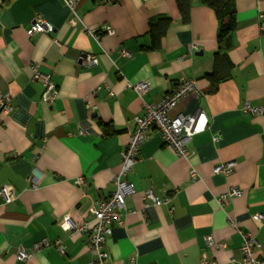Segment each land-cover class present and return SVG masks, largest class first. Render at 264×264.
I'll return each instance as SVG.
<instances>
[{
    "label": "crops",
    "instance_id": "obj_1",
    "mask_svg": "<svg viewBox=\"0 0 264 264\" xmlns=\"http://www.w3.org/2000/svg\"><path fill=\"white\" fill-rule=\"evenodd\" d=\"M233 2L231 48L227 61L216 64L218 21L197 0L188 22L176 0H79L81 22L75 26L68 24L63 0H0V92L9 94L12 106L0 117V188L13 192L10 201L0 198V264L90 261L87 234L70 237L60 224L65 217L78 226L92 224L90 207L114 191L120 154L143 104L159 102L180 80H194L201 95L188 94L168 116L198 108L208 127L191 138L188 159L151 132L127 176L135 193L107 240L106 263L242 264L245 232L264 261V223L252 219L264 215V116L241 111L244 103L264 105V0ZM36 18L49 23L52 33L28 36ZM159 18L170 19L169 27L160 48L148 50V25ZM85 56L97 63L83 65ZM32 64L57 89L52 104L41 102L44 86L31 80ZM213 71L212 81L206 75ZM127 81H147L150 88L140 96ZM227 162L235 163L231 175L213 174ZM191 170L200 180L191 181ZM229 188L243 195L220 201ZM148 190L157 198L170 196V204L145 205ZM43 240L57 242L64 253L35 251ZM19 249L31 254L23 263L16 258Z\"/></svg>",
    "mask_w": 264,
    "mask_h": 264
},
{
    "label": "built area",
    "instance_id": "obj_2",
    "mask_svg": "<svg viewBox=\"0 0 264 264\" xmlns=\"http://www.w3.org/2000/svg\"><path fill=\"white\" fill-rule=\"evenodd\" d=\"M65 6L69 10L70 18L68 24L75 26L80 23V18L76 12V4L79 0H63ZM53 27L36 18L31 22L26 31L28 36L35 34H51ZM107 34H112L110 27H105ZM89 33V32H88ZM91 35V33H89ZM122 57H129V53L122 50L120 52ZM97 63L93 56H85L83 65L92 66ZM32 81H41L44 90L41 94V102L44 104H52L58 92L55 86L49 79V76L41 75L37 70V65L32 64L29 67ZM126 87L132 89L138 95L146 93L150 85L147 81L144 82H126ZM95 93V92H94ZM190 93H194L196 97L201 94L196 88L194 80H180L176 87L166 94L159 102L151 104H143L144 113L141 117H137L134 121V128L128 137L127 144L120 154V169L114 176L113 183L115 186L114 191L106 198L94 201L90 207L92 215V224L83 223L81 225L75 224L69 217L63 218L60 226L65 232L70 233V237L75 232H82L87 234V251L91 256L87 264H107L106 261L109 257L107 251V240L111 236L112 228L121 224L122 217L129 213L126 207V199L135 193L133 183L127 180V176L135 166L139 158V151L142 144L149 138L151 132H156L162 144L172 150L177 157L188 159L190 152L188 151V143L195 135L203 133L208 127V116L200 109L188 115H177L173 118L168 116V113L173 110L180 101ZM112 95V94H111ZM12 109L11 98L9 94L0 92V117L8 114ZM242 113L250 116H264L263 106H252L249 103H244L241 109ZM214 142L217 137H213ZM234 162H227L219 164L213 168V174L229 176L234 169ZM190 179L192 182L200 180L199 175L195 170H191ZM81 180L77 181L80 184ZM32 187H36V180H32ZM243 192L237 188H229L222 196L220 201L224 199L239 198ZM0 198L2 200L10 201L13 199V192L8 187L0 188ZM143 201L145 205L151 204L152 206L159 207L161 205L170 204V196L157 198L151 190L143 193ZM173 208L170 207V212ZM252 219L257 222L264 223L263 214H254ZM231 227L236 228L234 222L228 220ZM206 244L213 246V240L210 237L206 238ZM259 247L255 238L249 233L242 234V243L240 247V254L242 264H264V261L255 256L256 249ZM52 248L59 254H63V248L57 243H51L48 240H43L33 246L35 251L42 249ZM31 257V254L23 249H19L16 254L18 262L23 263ZM206 264V262H202Z\"/></svg>",
    "mask_w": 264,
    "mask_h": 264
},
{
    "label": "trees",
    "instance_id": "obj_3",
    "mask_svg": "<svg viewBox=\"0 0 264 264\" xmlns=\"http://www.w3.org/2000/svg\"><path fill=\"white\" fill-rule=\"evenodd\" d=\"M200 4L210 8L218 21L216 36L217 51L214 55L215 63L227 61V52L231 48V35L236 27L235 7L233 0H197ZM177 9L183 22H188L192 0H176ZM170 24V19L159 18L149 23L148 29L151 45L148 50H158L161 40ZM210 80H217L216 72L206 75Z\"/></svg>",
    "mask_w": 264,
    "mask_h": 264
}]
</instances>
